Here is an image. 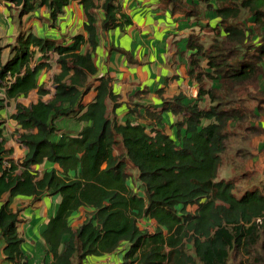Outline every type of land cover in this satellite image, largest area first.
<instances>
[{"label":"trees","instance_id":"trees-1","mask_svg":"<svg viewBox=\"0 0 264 264\" xmlns=\"http://www.w3.org/2000/svg\"><path fill=\"white\" fill-rule=\"evenodd\" d=\"M6 1L14 4L18 18L46 8L44 18L54 30L74 0ZM160 1L199 25L186 35L181 52L196 96H165L154 107L134 102L124 120L117 116L118 94L108 77L96 76L92 57L99 26L105 31L132 23L116 0H103L100 7L79 0L86 35L70 36V44L66 35L58 40L25 30L12 44L2 45L0 37V110L33 89L38 96L28 106L16 103L10 115L25 130L19 142L27 150L19 163L4 145L0 122V199L7 194L0 205V239L13 264L30 262L21 248L20 212L10 209V199L43 194L57 196V208L41 232L51 264H82L90 255L118 250L120 264H228L239 253L251 258L238 264H264L254 253L264 222V192L256 184L237 195L231 179L218 178L230 130L246 122V128L255 127L251 119H264V0ZM5 47L10 51L3 62ZM35 51L43 60L31 66ZM51 54L60 70L44 101L48 90L37 79L51 68ZM164 113L175 121L166 123ZM62 118L83 125L63 130L57 127ZM43 163L57 168L36 170ZM134 176L139 188L128 184ZM190 205L194 212L186 209ZM80 208L89 216L73 228L70 220ZM145 219L154 220L151 231L140 227Z\"/></svg>","mask_w":264,"mask_h":264},{"label":"crops","instance_id":"crops-1","mask_svg":"<svg viewBox=\"0 0 264 264\" xmlns=\"http://www.w3.org/2000/svg\"><path fill=\"white\" fill-rule=\"evenodd\" d=\"M93 2L100 7L103 0H93ZM116 2L120 7V12L126 14L132 23L105 31L99 26L98 45L92 57L97 67L96 76L108 77L113 90L118 94L116 101L120 103V106L116 110L117 116L123 115L120 117L123 120L128 117L127 106H132L131 103L134 102L154 107L165 96L182 93L186 99L195 97L197 87L194 81L186 75L185 58L181 55L185 48V37L192 29L189 28V19L187 21L180 13H173L169 6L160 0H116ZM97 11L98 17L101 18L102 10L99 8ZM44 16H47V11L46 8L41 7L18 18L14 4L0 0L1 44H12L15 40L13 38L20 30L31 31L33 34L50 36L58 40L66 35L65 44H70L69 37L76 33L86 35L83 29L85 15L79 0L71 1L65 7L64 12L55 22L54 30L48 27ZM213 20L211 19L210 22ZM85 49L86 45H83L81 51ZM9 51L10 47L3 49L1 56L3 62L8 58ZM55 59L56 55L51 54V68L42 70L38 74V83H42L43 87L48 90V93L42 97L44 101L51 97L54 91L52 76L60 70ZM41 60H43L42 54L35 51L31 66ZM159 88H163V91L157 93ZM93 94L91 90L86 95L85 101H89ZM0 96H4L3 87H0ZM37 99L36 89H33L26 97L6 101L4 108L0 110L4 145L6 148L13 149L10 157L15 163L22 161L27 149L19 142V136L25 130L19 128L10 115L15 112L16 103L28 106ZM163 116L164 121L169 125L175 121V117L170 113H164ZM139 121L145 124L144 119H139ZM168 124L165 130L172 133L174 127ZM82 125L81 123V127ZM63 128L67 126L63 125ZM16 129L17 133L14 134L13 130ZM51 166L57 168V165L47 163L35 166V168L42 172L43 169ZM17 172H20V169ZM6 196L7 194L2 196L0 205ZM9 207L12 211L19 210L20 212L22 221L18 225V232L23 238L21 248L30 264H51L52 258L46 252L48 246L42 240L41 232L57 208V196L46 194L39 198L16 196L10 199ZM85 210L87 209L80 208L78 211L84 213ZM88 216L89 214L85 212L78 222H70L71 226L78 227ZM140 223V227L151 226L145 220ZM149 230L151 231L152 227ZM3 249L4 242L0 239V264H13L5 258ZM121 261L122 252L118 250L111 254L90 255L82 264H120Z\"/></svg>","mask_w":264,"mask_h":264},{"label":"rangeland","instance_id":"rangeland-1","mask_svg":"<svg viewBox=\"0 0 264 264\" xmlns=\"http://www.w3.org/2000/svg\"><path fill=\"white\" fill-rule=\"evenodd\" d=\"M215 20L216 19L212 22ZM196 26H199L198 23H194L193 21L189 23V28H193V30L197 29ZM14 39L15 37L13 40ZM252 106L254 105L250 103V107ZM255 112H257V110H255ZM121 116L123 115H120V117ZM244 124H240L242 127L236 125L230 130L228 138L226 139L225 151L221 155V163L218 172V178L232 180L237 195H241L248 186L256 184L264 192V119L261 118V116L251 119V124L255 127L246 128L245 126L248 123L246 122V124ZM63 125L67 126V128H65L66 130L71 129V132L78 131L81 128V123L70 118H62L58 121V128H63ZM253 128H256V131L251 132ZM13 131L14 134L17 133V129ZM57 138L58 136L55 135L54 139ZM128 184L131 187L139 188L136 177H132L131 180H128ZM186 209L190 212H194L196 206L190 205L187 206ZM84 213L77 211L71 218V223L78 222ZM145 221L151 225L150 227L154 225L153 219H145ZM262 224L261 237L254 246V253L264 257V246L262 245L264 241V222ZM250 258L251 257L246 254L243 255L239 253L235 258H231L228 264H238L240 259L246 262V260Z\"/></svg>","mask_w":264,"mask_h":264}]
</instances>
